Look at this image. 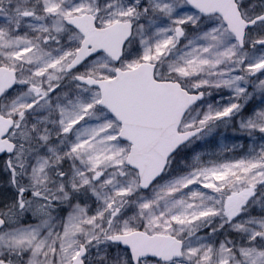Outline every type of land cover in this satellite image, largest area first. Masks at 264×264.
Segmentation results:
<instances>
[{
    "label": "snow or ice",
    "instance_id": "6c2138e0",
    "mask_svg": "<svg viewBox=\"0 0 264 264\" xmlns=\"http://www.w3.org/2000/svg\"><path fill=\"white\" fill-rule=\"evenodd\" d=\"M0 264H264V0H0Z\"/></svg>",
    "mask_w": 264,
    "mask_h": 264
}]
</instances>
